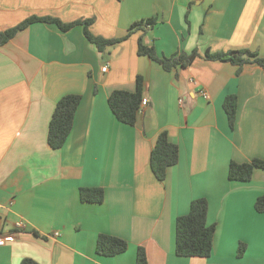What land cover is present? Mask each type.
I'll use <instances>...</instances> for the list:
<instances>
[{
    "label": "crops",
    "instance_id": "obj_1",
    "mask_svg": "<svg viewBox=\"0 0 264 264\" xmlns=\"http://www.w3.org/2000/svg\"><path fill=\"white\" fill-rule=\"evenodd\" d=\"M32 14L91 18L89 30L104 38L125 36L138 20L154 23L103 51L82 25L61 30L46 22L0 45V234L13 235L0 246V264H136L138 247L146 264H264V211L255 209L264 168L247 181L228 178L231 161H264V67L250 62L238 70L203 57L229 49L264 57V0H0V30ZM139 38L159 56L193 49L199 56L165 70L137 54ZM138 75L148 103L129 125L107 98L114 89L133 91ZM70 93L81 100L65 143L54 149L49 121ZM229 94L237 97L233 128L223 109ZM161 131L178 146L162 181L149 163ZM80 187L102 188L103 201H81ZM198 197L215 225L212 250L178 256L176 218ZM100 233L125 239L127 249L96 253Z\"/></svg>",
    "mask_w": 264,
    "mask_h": 264
},
{
    "label": "trees",
    "instance_id": "obj_2",
    "mask_svg": "<svg viewBox=\"0 0 264 264\" xmlns=\"http://www.w3.org/2000/svg\"><path fill=\"white\" fill-rule=\"evenodd\" d=\"M91 18L78 19L71 22H63L57 17L50 15L32 14L17 23L16 25L0 30V45L6 43L14 37L18 31L26 28L35 22L53 23L61 30H68L75 25H82L86 39L93 43L96 48L103 51L105 48L115 45L125 39L136 27L141 25H152L153 18H146L133 22L125 36L117 38H104L94 35L89 26L92 23ZM137 54L145 55L158 62L163 69L170 70L173 67H185L189 65L197 56L196 49L190 53L178 52L169 57L159 56L153 45H145L142 39H138ZM203 57L208 60L228 61L238 66V70L245 63H256L264 67V57L257 52L248 49H229L211 52L206 50ZM144 82L143 78L136 77L135 89L128 91L124 89H114L107 98L108 105L115 117L129 125H133L136 116L140 110V102L143 98ZM79 94L70 93L60 97L52 112L48 131L47 142L50 147L58 149L65 143L73 124L74 114L80 103ZM237 97L235 94L227 95L223 100V109L227 116L228 125L234 127L236 119ZM178 161V146L169 140L167 132L161 131L150 151V168L154 176L162 181L166 177L170 166ZM255 167L264 168V161L259 158H253L251 161L237 163L231 161L228 168V178L231 180L247 181L252 177ZM80 200L83 202H102L104 198L103 189L100 187H80ZM255 209L258 212L264 211V196L255 201ZM208 202L204 197L194 198L190 202L189 211L186 214L179 215L175 221V253L178 256H198L207 257L212 250V241L215 230L214 224H208L206 221ZM128 242L118 236L100 233L96 240V253L104 256H113L127 249ZM244 250L243 244L238 247L240 255ZM146 254L142 247H138L136 254V264H146ZM20 264H39L31 258H24Z\"/></svg>",
    "mask_w": 264,
    "mask_h": 264
},
{
    "label": "built area",
    "instance_id": "obj_3",
    "mask_svg": "<svg viewBox=\"0 0 264 264\" xmlns=\"http://www.w3.org/2000/svg\"><path fill=\"white\" fill-rule=\"evenodd\" d=\"M101 70H102V71H105V70H106V65L102 66V67H101ZM200 93L202 94V96H203L204 98H208V94H207L206 91L201 90ZM179 101L181 102L182 99L180 98ZM147 103H148V100H147L145 97H143V98L141 99V102H140V109H142L144 106H146ZM263 196H264V194H263ZM22 226H23V225H22L21 222H16V227H19V228H20V227H22ZM12 240H13V235H12V233L0 234V246H1V245H4L7 241H12Z\"/></svg>",
    "mask_w": 264,
    "mask_h": 264
}]
</instances>
